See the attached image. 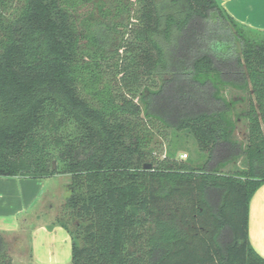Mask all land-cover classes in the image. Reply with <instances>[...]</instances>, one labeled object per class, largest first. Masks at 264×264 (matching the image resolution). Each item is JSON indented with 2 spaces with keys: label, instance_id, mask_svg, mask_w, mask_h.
Here are the masks:
<instances>
[{
  "label": "trees",
  "instance_id": "16d2710c",
  "mask_svg": "<svg viewBox=\"0 0 264 264\" xmlns=\"http://www.w3.org/2000/svg\"><path fill=\"white\" fill-rule=\"evenodd\" d=\"M56 174L71 264H264V31L219 0H0V176Z\"/></svg>",
  "mask_w": 264,
  "mask_h": 264
},
{
  "label": "crops",
  "instance_id": "0c3cea01",
  "mask_svg": "<svg viewBox=\"0 0 264 264\" xmlns=\"http://www.w3.org/2000/svg\"><path fill=\"white\" fill-rule=\"evenodd\" d=\"M219 2L238 22L264 31V0ZM51 178L0 176V231L11 245L22 242L26 246L14 251L11 246L13 264H71L70 234L61 226L49 228L50 224L39 220L38 211L33 213ZM249 238L264 257V184L250 201Z\"/></svg>",
  "mask_w": 264,
  "mask_h": 264
},
{
  "label": "rangeland",
  "instance_id": "374dc122",
  "mask_svg": "<svg viewBox=\"0 0 264 264\" xmlns=\"http://www.w3.org/2000/svg\"><path fill=\"white\" fill-rule=\"evenodd\" d=\"M245 93L239 89H235L233 87H229L226 91V95L230 99H236L240 96H243ZM237 138L245 143L246 141V122L244 120H237V129H236ZM169 139L171 142L164 143V153L169 151L170 149H175V158L178 160H195L200 161L201 157L198 155L197 144L193 137H187L184 134H181L179 137H175L174 133L170 132ZM177 140V143L176 141ZM56 163V162H55ZM237 167L243 168L244 163L240 160L237 164ZM57 167V164H56ZM55 167V168H56ZM69 175L68 174H56L54 177L47 181V186L42 196L40 197V201L37 207H34L33 213L38 211L41 222H46L51 224L52 222L56 221L62 206L65 202V197L68 195V183H69ZM12 250H18L19 248H26V246L22 245L21 243L16 242L12 244ZM24 246V247H23ZM26 250V249H25ZM18 264V263H16ZM27 264V262L22 263Z\"/></svg>",
  "mask_w": 264,
  "mask_h": 264
},
{
  "label": "water",
  "instance_id": "95a60500",
  "mask_svg": "<svg viewBox=\"0 0 264 264\" xmlns=\"http://www.w3.org/2000/svg\"><path fill=\"white\" fill-rule=\"evenodd\" d=\"M53 166L56 167V163H55V162H53ZM145 167H146V168H150L151 165H150V164H146Z\"/></svg>",
  "mask_w": 264,
  "mask_h": 264
}]
</instances>
